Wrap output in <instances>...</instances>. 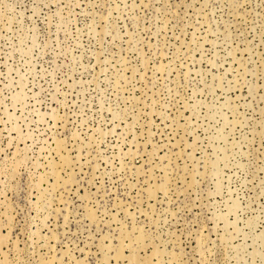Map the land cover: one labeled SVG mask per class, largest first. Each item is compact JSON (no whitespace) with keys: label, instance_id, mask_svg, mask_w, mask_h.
Masks as SVG:
<instances>
[{"label":"rangeland","instance_id":"rangeland-1","mask_svg":"<svg viewBox=\"0 0 264 264\" xmlns=\"http://www.w3.org/2000/svg\"><path fill=\"white\" fill-rule=\"evenodd\" d=\"M0 264H264V0H0Z\"/></svg>","mask_w":264,"mask_h":264}]
</instances>
